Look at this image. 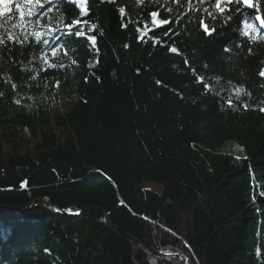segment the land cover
<instances>
[{
	"label": "trees",
	"instance_id": "16d2710c",
	"mask_svg": "<svg viewBox=\"0 0 264 264\" xmlns=\"http://www.w3.org/2000/svg\"><path fill=\"white\" fill-rule=\"evenodd\" d=\"M191 5L87 0L80 17L61 0L42 23L65 67L33 80L42 46L4 55L18 87L0 78V264H264V42L236 31V5ZM61 17L87 21L94 48Z\"/></svg>",
	"mask_w": 264,
	"mask_h": 264
},
{
	"label": "snow or ice",
	"instance_id": "6c2138e0",
	"mask_svg": "<svg viewBox=\"0 0 264 264\" xmlns=\"http://www.w3.org/2000/svg\"><path fill=\"white\" fill-rule=\"evenodd\" d=\"M63 2L75 5L80 9V17L86 16L88 14V8L86 7L87 0H63ZM101 2H110L114 3L115 0H101ZM139 3H143V0H138ZM173 2L178 3L179 0H173ZM203 4L204 0H200ZM189 10H191V0H188ZM209 6L214 7V11L218 12L221 16H224L225 13H232L233 8L229 7L230 5H236L235 11L237 13L243 14V28H238L236 31L242 35L247 37L250 41L256 42L261 41L264 42V32H261V29H264V16L256 14L249 15L247 12H243L242 10L247 7L248 9H256L257 13L259 12V0H256L254 3L253 0H208ZM61 4V0H0V78L4 80L5 83L11 85L13 91H15L18 85L13 82L12 76L9 70L5 67L4 64V55L7 53H13L17 50V46L20 51V55H24V49L31 46L33 42L36 45H40V56L36 57V59L41 61V65L39 69L35 72L30 79H37L40 75V72H47L49 69L54 68H63L65 65L62 62L56 60L58 50L55 46H53L54 41L51 39L43 38L44 35H47V32H55L58 29H54L50 24H43L42 21L44 18L50 13L53 9H59ZM172 11L171 9H168ZM118 11L123 16L125 14L124 8H119ZM203 12H206L212 20L216 19V16L213 12L209 11L207 7L202 9ZM149 15L153 18L152 23L160 26L162 24H169L171 20H157L158 13L151 12ZM232 19L231 15H227L225 19V23ZM259 22V27H257L256 22ZM59 23L64 24L66 31H64L65 36L84 38L86 41L91 42V46L94 48L95 46V36L87 35L85 32L83 24L88 23L87 21H82L80 18L72 20L70 23H66L64 19L61 17ZM77 25H81L77 27ZM31 26V31H29V27ZM199 27L202 29L203 33L206 35H212V33L216 32L215 28L209 27L207 23L203 19L199 22ZM38 28L46 29L45 32H41ZM97 28L96 24H92L88 31L95 30ZM171 31V29H169ZM167 35V33H165ZM55 40H59V37H54ZM61 47H64L61 45ZM127 47V45H125ZM239 47V45H237ZM47 48V51H45ZM172 52H178V49L175 47L170 48ZM225 52L230 51L227 47L224 49ZM249 54L252 53L251 48L248 49ZM64 55H67V51L64 52ZM31 63V61H29ZM76 63V61H73ZM187 64V61L185 62ZM261 67L258 71V75L261 78H264V62H261ZM26 67V66H25ZM25 69L22 68L21 71ZM195 74V69H192ZM220 77H216V80L219 81ZM197 83H203L206 91L211 89V85L205 83V78L202 76H197ZM60 81L56 80L54 87L59 88ZM264 87V84L261 85ZM236 99L240 98L241 93H245L246 95H251V93L245 92L243 86L236 87ZM4 95L3 91H0V97ZM15 103L19 104V100H15ZM228 104L231 107L232 101L228 100ZM247 107V105H245ZM260 111L264 112V108H261ZM242 150V149H241ZM27 182H22L21 187H26ZM123 203V201H121ZM71 211V210H68ZM76 215L79 214L77 211L74 213ZM147 219V217H145ZM260 251L257 249V255L259 256Z\"/></svg>",
	"mask_w": 264,
	"mask_h": 264
},
{
	"label": "rangeland",
	"instance_id": "374dc122",
	"mask_svg": "<svg viewBox=\"0 0 264 264\" xmlns=\"http://www.w3.org/2000/svg\"><path fill=\"white\" fill-rule=\"evenodd\" d=\"M60 108H61V106H60ZM1 229H3V228H1L0 227V230ZM168 251H170L171 252V256H181L182 255V253L180 252V251H178V250H176V251H173V250H168ZM160 253H162V254H166V252H164V251H160Z\"/></svg>",
	"mask_w": 264,
	"mask_h": 264
},
{
	"label": "water",
	"instance_id": "95a60500",
	"mask_svg": "<svg viewBox=\"0 0 264 264\" xmlns=\"http://www.w3.org/2000/svg\"><path fill=\"white\" fill-rule=\"evenodd\" d=\"M189 264H192L191 262H189Z\"/></svg>",
	"mask_w": 264,
	"mask_h": 264
}]
</instances>
